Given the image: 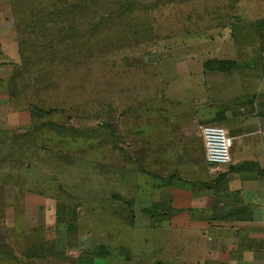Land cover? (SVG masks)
<instances>
[{
	"label": "rangeland",
	"instance_id": "374dc122",
	"mask_svg": "<svg viewBox=\"0 0 264 264\" xmlns=\"http://www.w3.org/2000/svg\"><path fill=\"white\" fill-rule=\"evenodd\" d=\"M212 86L260 151L264 0H0V264H264V209L212 230L138 196L145 118Z\"/></svg>",
	"mask_w": 264,
	"mask_h": 264
},
{
	"label": "crops",
	"instance_id": "0c3cea01",
	"mask_svg": "<svg viewBox=\"0 0 264 264\" xmlns=\"http://www.w3.org/2000/svg\"><path fill=\"white\" fill-rule=\"evenodd\" d=\"M217 89L212 86L207 92L203 90L202 93H208V103H199L189 115L186 112L185 116L167 118L160 113L154 120L151 117L147 120L146 117L143 133L138 135V145H143L141 164L145 171L143 188L139 185L138 196L144 200L159 201L162 209L166 210L165 217L171 216L174 219L171 223L176 225L215 226L212 230H221L228 224H246L256 217V209H264V175L253 169H244L246 163L252 162L262 167L263 141H260V151L248 153L246 140H241L243 135L234 131L238 128L239 111L243 110L236 98L241 96L240 91L244 88L234 92L229 86L227 89L223 87L221 96H227L228 92L230 96L237 95L235 100L232 98L229 101L219 99ZM215 101H220L217 106ZM216 122L233 138L230 162L218 169L205 161L200 129ZM130 160L135 162V156H131ZM152 165L158 167V172L151 169ZM138 169L141 173L139 165ZM150 171L151 175L147 176L146 172ZM182 228V231L194 232L190 228Z\"/></svg>",
	"mask_w": 264,
	"mask_h": 264
},
{
	"label": "built area",
	"instance_id": "2783aa9c",
	"mask_svg": "<svg viewBox=\"0 0 264 264\" xmlns=\"http://www.w3.org/2000/svg\"><path fill=\"white\" fill-rule=\"evenodd\" d=\"M200 129L206 163L214 169L228 164L233 138L228 135L223 127L218 125H204Z\"/></svg>",
	"mask_w": 264,
	"mask_h": 264
},
{
	"label": "trees",
	"instance_id": "16d2710c",
	"mask_svg": "<svg viewBox=\"0 0 264 264\" xmlns=\"http://www.w3.org/2000/svg\"><path fill=\"white\" fill-rule=\"evenodd\" d=\"M212 64H214V66H212L211 68L209 67V69H213V70H216V71H227L228 69L224 66V68H221L223 64H227L226 61H218V60H215Z\"/></svg>",
	"mask_w": 264,
	"mask_h": 264
}]
</instances>
